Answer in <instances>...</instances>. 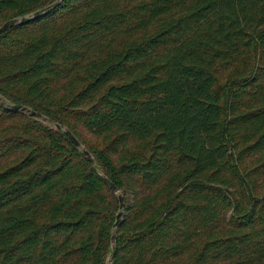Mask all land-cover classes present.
<instances>
[{
  "label": "trees",
  "instance_id": "16d2710c",
  "mask_svg": "<svg viewBox=\"0 0 264 264\" xmlns=\"http://www.w3.org/2000/svg\"><path fill=\"white\" fill-rule=\"evenodd\" d=\"M0 94L125 201L112 252L96 168L0 105V264H264V0H62L0 34Z\"/></svg>",
  "mask_w": 264,
  "mask_h": 264
},
{
  "label": "water",
  "instance_id": "95a60500",
  "mask_svg": "<svg viewBox=\"0 0 264 264\" xmlns=\"http://www.w3.org/2000/svg\"><path fill=\"white\" fill-rule=\"evenodd\" d=\"M61 2L62 0H54L52 3L45 5L27 15L11 18L3 22L2 24H0V34L15 25H19L33 18L42 16L43 14L55 9L57 6L60 5ZM0 105L8 109H12V110L25 113L26 115H28L29 117L33 119H37L44 123L51 124L55 129L60 130L69 139V141L75 146V148L78 151H80L88 159L92 167L96 168V163L91 153L86 148H84V146L80 143V141L76 138V136L65 125L60 124L56 121H53L49 119L47 116H45L44 114L38 111H35L32 108L25 106L23 104L8 103L1 94H0ZM96 171L98 175L100 176V178L103 180V182L107 186H109L110 189L113 191V193L116 195L117 201H118V208H117L115 220L113 222L111 233H110V248H111V251L113 252L115 249V245H116L117 228L119 224L121 223V219H122V215H123L124 207H125V201H124L122 192L117 188V186L99 169L96 168ZM111 255H112L111 253L108 255V260L106 264H112Z\"/></svg>",
  "mask_w": 264,
  "mask_h": 264
},
{
  "label": "rangeland",
  "instance_id": "374dc122",
  "mask_svg": "<svg viewBox=\"0 0 264 264\" xmlns=\"http://www.w3.org/2000/svg\"><path fill=\"white\" fill-rule=\"evenodd\" d=\"M86 139H87V142H89L90 145L94 147L95 149L101 148L105 141V140H102L101 138L92 137L90 135L86 137Z\"/></svg>",
  "mask_w": 264,
  "mask_h": 264
}]
</instances>
